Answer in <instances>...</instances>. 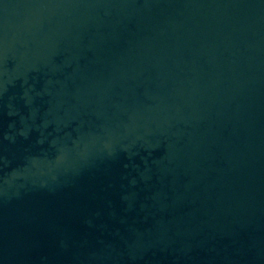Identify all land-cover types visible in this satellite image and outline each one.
<instances>
[{
  "label": "water",
  "instance_id": "water-1",
  "mask_svg": "<svg viewBox=\"0 0 264 264\" xmlns=\"http://www.w3.org/2000/svg\"><path fill=\"white\" fill-rule=\"evenodd\" d=\"M0 264H264V0H0Z\"/></svg>",
  "mask_w": 264,
  "mask_h": 264
}]
</instances>
